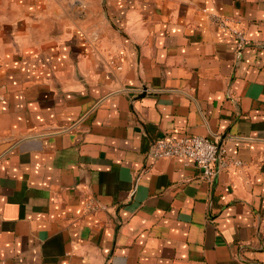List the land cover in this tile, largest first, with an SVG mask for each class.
<instances>
[{
  "label": "crops",
  "instance_id": "1",
  "mask_svg": "<svg viewBox=\"0 0 264 264\" xmlns=\"http://www.w3.org/2000/svg\"><path fill=\"white\" fill-rule=\"evenodd\" d=\"M0 264H264V0H0Z\"/></svg>",
  "mask_w": 264,
  "mask_h": 264
},
{
  "label": "built area",
  "instance_id": "2",
  "mask_svg": "<svg viewBox=\"0 0 264 264\" xmlns=\"http://www.w3.org/2000/svg\"><path fill=\"white\" fill-rule=\"evenodd\" d=\"M210 18L215 26L230 32L238 49L248 45L245 32L238 27L230 26L224 16L211 14ZM148 155L152 160L174 157L185 163L194 164L199 168L202 177L208 181L217 177L224 168L241 164L240 160L227 159L223 148L214 140L201 135H183L177 138L162 135L153 140ZM86 207L90 210L96 208L91 203H87Z\"/></svg>",
  "mask_w": 264,
  "mask_h": 264
}]
</instances>
